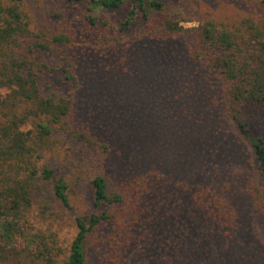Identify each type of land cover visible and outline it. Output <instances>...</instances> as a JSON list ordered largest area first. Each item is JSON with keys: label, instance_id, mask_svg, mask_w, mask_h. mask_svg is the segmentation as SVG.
Instances as JSON below:
<instances>
[{"label": "trees", "instance_id": "16d2710c", "mask_svg": "<svg viewBox=\"0 0 264 264\" xmlns=\"http://www.w3.org/2000/svg\"><path fill=\"white\" fill-rule=\"evenodd\" d=\"M61 1L79 14H52L36 33L24 0H0V260L264 264V0L237 24L195 26L174 0ZM54 71L68 96L42 93L38 76ZM82 75L104 110L80 96ZM132 82L144 104L121 112L111 85ZM58 135L100 156L75 176L88 207L67 170L42 162ZM47 182L57 203L42 215L73 217L67 253L56 232L31 231L33 190Z\"/></svg>", "mask_w": 264, "mask_h": 264}, {"label": "rangeland", "instance_id": "374dc122", "mask_svg": "<svg viewBox=\"0 0 264 264\" xmlns=\"http://www.w3.org/2000/svg\"><path fill=\"white\" fill-rule=\"evenodd\" d=\"M239 2L241 6H239ZM251 4L257 6H263V0H174L172 2L173 11L180 20V23L184 26H195L203 18H213L218 21L226 22L227 25L237 24L246 15L251 12ZM24 8L30 14V28L36 33H46L50 28L53 27L52 14H64L65 17H76L75 14H79L80 7H72L71 5L65 6L61 0H24ZM250 7V8H248ZM72 13V14H71ZM255 19H258V13H251ZM60 22L62 15L60 16ZM73 19V18H72ZM63 26L64 23H60ZM42 57L50 65H57V56L42 53ZM82 87L80 89V96L86 97V101L89 103L91 108L97 107L103 109L102 102L96 101L91 98L92 93L89 92V85L86 83L84 76L82 75ZM157 82H152L153 84ZM127 87H120L122 89H128L120 91L117 89L118 85L113 86L116 92V98L114 99L117 109L121 112H126L131 109V106L135 104H144V99L137 94L136 89L132 83ZM38 85L44 95H50L56 93L57 95L68 96L73 90V85L70 80H66L65 77L58 71L41 74L38 76ZM154 85V84H153ZM138 90L139 87H138ZM154 98L149 95L146 98V103L153 100ZM95 100V101H94ZM112 102V101H108ZM112 105V104H111ZM109 104V107L111 106ZM108 107V108H109ZM108 108H105L107 110ZM104 110V109H103ZM161 122V120H160ZM60 139V141L58 140ZM96 149L86 146L80 141L64 140L61 141L60 136H57V146L54 150L46 152L42 162L47 163L50 166H60L67 170L66 181L71 186V194L79 201V207H88L83 201L88 193V187L78 186L75 176L81 177L86 170H95L96 163L99 162L100 156L95 151ZM89 156L94 157L92 161ZM73 171L76 175H70L68 172ZM57 202L54 199L50 184L42 183L33 190V212H30L32 217V230L36 232H42L49 236L52 233H57L58 243L60 247L67 253L69 242L74 234L75 227L72 220V215H62L60 212L59 216L44 217L39 209V204L54 205ZM188 203L194 206L192 200H188ZM83 204L85 206H83ZM177 205V204H175ZM56 208V207H55ZM178 208V207H177ZM27 242V238H17L16 243L19 247L24 246ZM10 251L7 256H11ZM131 264H136V261L131 259ZM15 259L9 258L6 261L0 260V264H12ZM126 264V263H124Z\"/></svg>", "mask_w": 264, "mask_h": 264}]
</instances>
